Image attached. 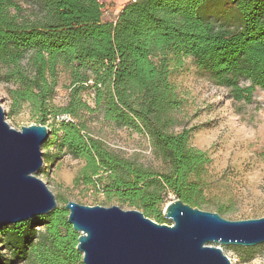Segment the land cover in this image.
Here are the masks:
<instances>
[{"label":"trees","instance_id":"obj_1","mask_svg":"<svg viewBox=\"0 0 264 264\" xmlns=\"http://www.w3.org/2000/svg\"><path fill=\"white\" fill-rule=\"evenodd\" d=\"M211 1H129L108 20L101 0H0V81L8 84L10 114L29 107L36 124L54 122L41 147L42 171L67 154L83 160L77 184L159 223L167 222L170 194L200 208L206 194L199 177L211 157L192 145L191 129L173 131L183 105L173 69L190 57L238 101L251 103L264 90V0H228L241 17L236 27L203 12ZM62 70L70 85L59 106ZM89 91L94 105L83 97ZM86 112L147 133L169 169L153 171L111 150L88 133ZM67 203L0 229V264H83Z\"/></svg>","mask_w":264,"mask_h":264},{"label":"rangeland","instance_id":"obj_2","mask_svg":"<svg viewBox=\"0 0 264 264\" xmlns=\"http://www.w3.org/2000/svg\"><path fill=\"white\" fill-rule=\"evenodd\" d=\"M112 3L115 4L106 2L107 5ZM203 12L217 24L236 27L241 23L240 14L228 0L208 2ZM105 17L108 20L115 18L110 12ZM171 80L183 100L182 107L174 113L177 124L173 131L191 129L192 145L211 157V162L199 177L206 194L200 208L213 212L222 208L220 214L229 220L264 217V90L258 88L251 103L238 101L209 73L199 69L190 57L185 59L183 67L173 69ZM69 85V73L62 70L55 104L64 106L68 102ZM7 90L8 84L0 81V104L6 111V121L18 130L36 123L29 107L15 115L10 114ZM83 97L94 105L91 91L84 93ZM82 119L86 121L88 133L104 141L114 152L153 171L169 169L155 151L147 133L107 122L100 112H86ZM53 123L50 118L47 123L49 130ZM84 164L83 160L67 154L59 162L50 164L48 169L45 167L44 171L43 166L36 175L55 194L58 206L73 200L90 206L118 205L125 210L137 209L116 199L110 200L92 186L77 184L76 178ZM176 199L170 194L167 203ZM166 220L165 223L172 224L171 220ZM222 249L232 264H264V243L250 247L223 245Z\"/></svg>","mask_w":264,"mask_h":264},{"label":"water","instance_id":"obj_3","mask_svg":"<svg viewBox=\"0 0 264 264\" xmlns=\"http://www.w3.org/2000/svg\"><path fill=\"white\" fill-rule=\"evenodd\" d=\"M48 135L44 124L15 129L0 104V229L58 207L55 194L36 175L44 166L41 147ZM65 208L79 233L77 249L84 264H232L223 245L264 243V217L229 220L180 199L163 211L172 224L118 205L70 200Z\"/></svg>","mask_w":264,"mask_h":264},{"label":"crops","instance_id":"obj_4","mask_svg":"<svg viewBox=\"0 0 264 264\" xmlns=\"http://www.w3.org/2000/svg\"><path fill=\"white\" fill-rule=\"evenodd\" d=\"M103 3H105V12L107 13H112V15L115 16L114 19L115 20L119 14V12L121 11V9L125 6V4H127L130 0H116V1H111V0H101ZM114 2L115 4H110L107 5L106 2Z\"/></svg>","mask_w":264,"mask_h":264},{"label":"built area","instance_id":"obj_5","mask_svg":"<svg viewBox=\"0 0 264 264\" xmlns=\"http://www.w3.org/2000/svg\"><path fill=\"white\" fill-rule=\"evenodd\" d=\"M112 1H116V0H112ZM130 1L135 2L137 0H130ZM62 119L70 120L71 118L69 116H67V115H64V116H62Z\"/></svg>","mask_w":264,"mask_h":264}]
</instances>
